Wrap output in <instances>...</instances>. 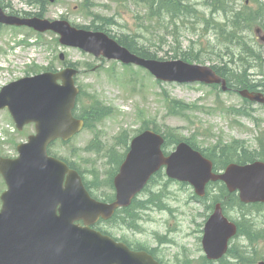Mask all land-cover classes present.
<instances>
[{"label":"rangeland","instance_id":"1","mask_svg":"<svg viewBox=\"0 0 264 264\" xmlns=\"http://www.w3.org/2000/svg\"><path fill=\"white\" fill-rule=\"evenodd\" d=\"M7 1L15 10L35 11V8L20 0ZM192 1L193 4H197L202 0ZM243 2L244 0L240 1L241 4ZM260 2L263 3L264 0ZM258 5L259 3H255L254 6ZM188 6L189 9L186 10L190 14L193 10H190L189 4ZM197 8L201 14L200 20L197 21L188 15L180 30L175 29L173 25H167V28L156 25L155 22L159 18L151 21L147 7L132 0H54L53 3L46 0L37 9H45L44 13L48 19L66 18L65 20L76 26L92 24L99 26L101 20L97 17L114 18L116 25L105 26L101 31L118 41L121 36H140L139 45H145L144 47L155 58L164 61L184 59L191 64L218 65L220 63L218 50H222L227 42H221V36L215 31L208 33V37L204 35L203 19L206 13L210 15L211 9L208 4L199 5ZM228 13L229 17L233 15L231 12ZM220 19L222 20V17ZM254 26V23L249 22L239 37L232 33V37L237 40L233 42V47H230L231 52L245 51L254 55L261 53V48L255 42L252 30ZM230 31L232 32L231 29ZM18 39L28 41L26 48L31 47L30 41L35 42L37 52L28 55L22 63L14 62L10 63V66L0 60L1 64L8 67L0 73V87L11 80L40 74L50 67L57 72L62 70L64 62L60 60V55L63 53L65 61L76 64L80 70L76 81L82 88L81 106H87L96 99L113 110V114L103 119L95 129H85L70 143L64 144L59 141L50 148L52 154L78 166L87 182L98 183L107 180L115 165L109 158L111 153L122 154L125 151L124 146L117 145V139L124 132L131 138L146 126L166 134L175 133L181 139L190 140L206 153L213 152L216 146H229L234 141L238 142V146L245 145L250 151L259 147L262 149L259 144L261 140L258 139L264 132V107L251 106L255 121L247 117L248 114H252L249 110H243V116L240 117L231 115L228 112L229 108L239 109L245 106L242 98L236 94H220L209 87L198 85L158 84L154 77L140 68L125 67L114 61L98 60L80 50L65 48L59 43V36L53 32L40 35L29 29L3 27L0 29L2 48L0 53L2 51L5 58L9 49H12V43ZM191 41L198 51L197 55L183 56L181 52L185 50L188 52L184 55H190ZM175 53L178 58H175ZM254 59L259 66L248 68L246 73L250 76V81L260 82L264 79V63L260 64L261 57L255 56ZM225 60L228 61V58ZM34 65L36 66L31 69ZM95 68L97 69L94 71ZM229 70L233 72L232 69ZM240 75L235 76L240 78ZM173 101L182 102L192 108L205 107L206 111L191 109L184 112V116H176L170 113L174 108V105L170 104ZM6 126L13 127L8 115L1 112L0 128L4 130ZM4 132L0 138V153L16 157L18 144L26 142L32 129L21 133ZM97 137L102 145V151L87 150V146ZM261 139L263 140V137ZM10 141L14 143L11 144ZM219 188L220 185L210 188L208 198L203 201L195 195L190 185L170 180L163 172L154 178L148 190L139 197L140 201L149 203L147 210L142 213V221L135 224L130 221L124 226L122 218H119L110 224L101 223L99 228L134 247L155 249L157 257L164 264H203L201 260L204 256L201 244L203 227L211 213L208 206L212 205L214 198L220 194ZM4 190L6 186L0 178V195ZM91 191L101 199L113 194L110 188L93 186ZM243 214L251 224H257V230H264V207L246 208L243 211L230 209L228 212L236 221H239ZM233 243L238 250L241 244H248L247 241L240 239ZM258 250L264 254V241L258 244ZM226 261L231 264L236 262L231 258H227Z\"/></svg>","mask_w":264,"mask_h":264},{"label":"water","instance_id":"2","mask_svg":"<svg viewBox=\"0 0 264 264\" xmlns=\"http://www.w3.org/2000/svg\"><path fill=\"white\" fill-rule=\"evenodd\" d=\"M0 23L28 26L42 33L52 30L62 36L64 45L146 68L161 81L223 83L226 89L225 82L211 68L183 61L143 59L103 33L78 30L66 21L22 19L7 16L0 8ZM257 32L264 42L261 31ZM75 73L24 79L15 90L12 87L0 95V109L9 107L20 129L35 121L38 132L28 144L19 146V159L0 158V173L9 188L2 196L0 212V264H157L148 254L131 252L124 244L90 226L100 218L111 219L118 209L131 206L163 166L169 178L190 183L199 197L206 196L210 182L223 181L230 193L239 191L241 202L264 203L263 162L231 164L223 175H216L212 163L186 143L166 157L162 151L165 140L153 131H145L132 141L114 179L115 201L103 204L92 199L79 174L64 162L49 157L47 151L52 142L58 138L67 141L84 126L72 115L78 95L72 80ZM61 78L64 85L58 87L57 80ZM241 94L264 103L262 94L248 91ZM81 220L85 226L76 224ZM237 232V225L217 204L204 229L202 245L207 258L222 259Z\"/></svg>","mask_w":264,"mask_h":264},{"label":"trees","instance_id":"3","mask_svg":"<svg viewBox=\"0 0 264 264\" xmlns=\"http://www.w3.org/2000/svg\"><path fill=\"white\" fill-rule=\"evenodd\" d=\"M135 1L141 2L144 4L150 3V0H135ZM154 2H155L154 0H151V4H154ZM216 3L219 6L214 8V10H217L221 14H223L226 17V19L228 20V23H231V21L234 23V25L236 23H239L237 16H233V19L231 20V18H229V15H226V14H228V10H227L228 0H216ZM174 5H175L174 6L175 8L172 6H170L171 8H169L167 5H165L164 9H166L167 11L172 12L174 14L181 13V11L179 10L183 7L181 2L178 1L177 3H174ZM263 8L264 7H262V9ZM40 17H41V15H40ZM113 22H114L113 19L104 20L105 24H113ZM231 29L233 32L236 30L234 27H231ZM120 44L127 47L129 50H131L132 52H134L135 54H137L143 58L155 59V56H153L150 51H148L144 46H141L138 43H135V39H133V38H128V37L122 38V40L120 41ZM239 83L242 85L243 88H253V89L255 88L254 86H250L243 79L240 80ZM174 104H176V103H174ZM108 113H109V110L103 109V110L98 111V109L95 106H92V107H90L84 111V116L87 118L88 124L91 125L96 120H99L102 117L108 115ZM145 129H147V128H145ZM154 130L156 132H158L156 129H154ZM165 136H166V146L165 147L175 145V144L179 143L180 141H182L181 138L174 135L172 132H170L169 134H166ZM187 142H188V140H187ZM127 146H128V144H127ZM91 148H97V146L95 145V142L89 146V149H91ZM220 154H221V158H223L224 162H221L222 164L221 163L220 164L215 163L217 169H221V168L225 167V165L233 162L234 160H236V162H238V163L253 162V161L258 160V159L263 160L262 158H260L261 154H258L255 152H250L247 149H245L244 147H240V148L238 147L235 150L232 147H226L223 150H221ZM234 157H236V159H233ZM123 158H124V154H122V156H121L122 160H123ZM121 159L118 160L117 162H115V165H116L115 169H117V167H119V165L122 161ZM114 173H115V171H113L111 173V176L108 178L110 185H112V179H113ZM219 196L217 198H215L214 202H222L226 209H239V210L243 211L248 207V206L243 205L240 202L237 194H229L226 191L225 187H223L221 189ZM135 203H134V205H135L136 209H138V210L142 209L140 206L136 205ZM134 205H133V207H134ZM211 207L212 206H209V208H211ZM122 214L123 215H121L119 218H122L123 223L125 220L131 221V222L138 221V215L135 213V211L133 209L124 210L122 212ZM237 224L239 226V236L247 235L250 242L257 241L258 237L256 235L252 234L249 230L247 231L248 225H247V222L245 219V214L242 215L241 219L237 222ZM227 258H231L234 261H236L235 263H232V264H255L256 263L255 253L248 254L240 248L238 250L236 246H233L232 248H230ZM227 258L220 261V263L231 264V263H228L226 261ZM202 262H203V264H214L213 262H208L205 258H202Z\"/></svg>","mask_w":264,"mask_h":264},{"label":"flooded vegetation","instance_id":"4","mask_svg":"<svg viewBox=\"0 0 264 264\" xmlns=\"http://www.w3.org/2000/svg\"><path fill=\"white\" fill-rule=\"evenodd\" d=\"M45 2H46V0H36L35 7H40L41 4L45 3ZM0 6H2V8L9 15L19 14L18 16H22V17L24 16L23 14H25V15H34L31 12H24V11H21V10H20V12H18L17 10L13 9L12 5L7 0H0ZM44 14H46V13H44ZM26 17H30V16H26Z\"/></svg>","mask_w":264,"mask_h":264},{"label":"bare ground","instance_id":"5","mask_svg":"<svg viewBox=\"0 0 264 264\" xmlns=\"http://www.w3.org/2000/svg\"><path fill=\"white\" fill-rule=\"evenodd\" d=\"M209 8V7H208ZM208 12V11H207ZM209 12H211V11H209ZM172 13V12H171ZM204 12H202V14H203ZM223 13V12H222ZM207 14V13H206ZM205 14V15H206ZM233 14V13H232ZM226 15H228V14H226ZM202 17V16H201ZM194 18V17H193ZM228 18V17H227ZM192 20V19H191ZM197 20V19H196ZM198 21V20H197ZM202 21V20H201ZM195 22V21H194ZM191 26V25H190ZM196 28V27H195ZM197 29V28H196ZM200 29V28H199ZM199 31V30H198ZM200 34V33H199ZM218 36V35H217ZM216 39V38H215ZM213 41V40H212ZM216 41V40H215ZM141 42V41H140ZM213 43V42H212ZM247 44V43H246ZM216 45V44H215ZM236 45V44H235ZM214 48V47H213ZM239 55V54H238ZM202 59V58H201ZM251 73V72H250ZM252 74V73H251ZM260 75V74H259ZM261 77V76H260ZM258 80V79H257ZM236 207V206H235ZM245 252V251H244Z\"/></svg>","mask_w":264,"mask_h":264}]
</instances>
